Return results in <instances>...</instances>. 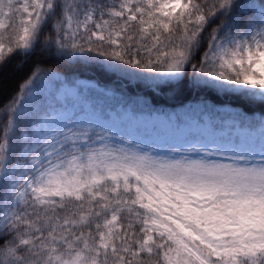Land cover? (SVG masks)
Returning a JSON list of instances; mask_svg holds the SVG:
<instances>
[{
  "label": "snow or ice",
  "instance_id": "1",
  "mask_svg": "<svg viewBox=\"0 0 264 264\" xmlns=\"http://www.w3.org/2000/svg\"><path fill=\"white\" fill-rule=\"evenodd\" d=\"M33 56L0 102V264H264V0H0V69Z\"/></svg>",
  "mask_w": 264,
  "mask_h": 264
},
{
  "label": "trees",
  "instance_id": "2",
  "mask_svg": "<svg viewBox=\"0 0 264 264\" xmlns=\"http://www.w3.org/2000/svg\"><path fill=\"white\" fill-rule=\"evenodd\" d=\"M42 58L40 56H33L27 62L22 61L20 57H14L10 63H8L5 67L0 69V102L7 100L10 95L16 93L19 90V85L24 82L30 73L33 70V64L36 61H40ZM47 66L51 67L54 63L53 61L49 60L45 62ZM61 71H63L61 69ZM83 75L86 77H96L100 80L102 84L111 83V81L106 77H100L98 74L90 71L83 72ZM118 87V85H117ZM144 89L142 87L138 88H129L128 93L129 95H133L137 92H143ZM195 95L184 92L177 95L175 98L168 97H154L152 99V103L155 105H167L169 107L179 105L185 103L188 100L195 99ZM233 104H239V101L232 100L230 101ZM115 103V101H112ZM137 111H146L145 105L143 102L135 105ZM246 110L247 106H244ZM259 111V109H257Z\"/></svg>",
  "mask_w": 264,
  "mask_h": 264
},
{
  "label": "rangeland",
  "instance_id": "3",
  "mask_svg": "<svg viewBox=\"0 0 264 264\" xmlns=\"http://www.w3.org/2000/svg\"><path fill=\"white\" fill-rule=\"evenodd\" d=\"M128 130L136 135L137 139L149 144L163 146L173 139V133L164 125H158L154 130L151 123L138 122L130 125Z\"/></svg>",
  "mask_w": 264,
  "mask_h": 264
}]
</instances>
